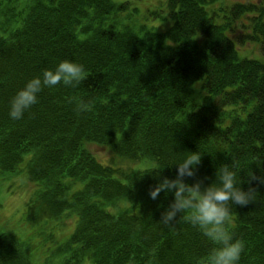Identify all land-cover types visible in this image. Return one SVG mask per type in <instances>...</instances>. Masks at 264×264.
Instances as JSON below:
<instances>
[{
  "label": "trees",
  "instance_id": "trees-1",
  "mask_svg": "<svg viewBox=\"0 0 264 264\" xmlns=\"http://www.w3.org/2000/svg\"><path fill=\"white\" fill-rule=\"evenodd\" d=\"M222 1L0 0V176L23 170L37 185L32 227L77 215L64 245L48 236L63 264H197L214 245L179 216L175 232L159 223L174 195L152 200L150 186L190 153L205 186H219L225 164L244 191L250 172L264 176V7ZM246 44L260 54L241 56ZM64 60L89 77L44 88L11 119L17 92ZM80 100L92 111L78 115ZM252 186L253 204L230 205L239 264H264V185ZM36 248L0 231V264H35Z\"/></svg>",
  "mask_w": 264,
  "mask_h": 264
},
{
  "label": "clouds",
  "instance_id": "clouds-1",
  "mask_svg": "<svg viewBox=\"0 0 264 264\" xmlns=\"http://www.w3.org/2000/svg\"><path fill=\"white\" fill-rule=\"evenodd\" d=\"M88 77L83 65L68 60L61 61L54 70L45 69L42 77H35L28 81L24 88L12 98L10 118L22 119L25 112L39 102L38 94L44 88H53L59 84L76 87ZM93 106L91 102L80 100L76 103L77 114L90 112ZM258 161L260 162L259 156ZM200 163V154L190 153L177 165L174 179L161 177L154 186H150L149 196L152 200L158 199L161 192L174 195L173 202L161 213L159 223L175 232L177 223L181 220L185 221L197 228L214 245L206 256L197 261V264H239L245 250V243L241 239H235L231 231L230 205L245 207L253 204L258 190L252 184L257 182L264 185V176L258 177L250 172L247 181L249 187L247 191H244L237 186L235 164H225L217 172L219 186L215 184L205 186L207 177L198 176L197 166ZM188 179L193 180L194 183H187ZM177 216L180 217L179 221Z\"/></svg>",
  "mask_w": 264,
  "mask_h": 264
},
{
  "label": "rangeland",
  "instance_id": "rangeland-1",
  "mask_svg": "<svg viewBox=\"0 0 264 264\" xmlns=\"http://www.w3.org/2000/svg\"><path fill=\"white\" fill-rule=\"evenodd\" d=\"M222 2L228 6L241 3L248 4V6L251 4L259 7L264 6V0H223ZM217 6L220 8L219 5ZM171 24L172 22H168L166 26L168 27ZM237 24V32L233 38H236L237 34H243L242 30L248 24V21L247 19H241ZM239 49L241 56L249 58H256L260 54L259 46L256 44H246L239 47ZM89 148L102 162L116 161L105 146L92 144ZM4 175L0 176V231L6 234H15L18 238L20 237L21 243L27 246L32 247V245H35L37 247L35 254L39 255L38 258H33L35 264H63L62 257L60 258L59 255L53 254L52 249H56L58 245H64L68 241L76 229L77 215H67L59 223L51 222L44 227H41V225L32 227L26 222L25 214L30 198L37 191V185L28 180L23 170L17 169L15 173ZM49 235H54L55 241L58 243L57 246L50 242L51 239L48 240ZM83 264L90 263L85 262Z\"/></svg>",
  "mask_w": 264,
  "mask_h": 264
},
{
  "label": "flooded vegetation",
  "instance_id": "flooded-vegetation-1",
  "mask_svg": "<svg viewBox=\"0 0 264 264\" xmlns=\"http://www.w3.org/2000/svg\"><path fill=\"white\" fill-rule=\"evenodd\" d=\"M262 7H264V6H262Z\"/></svg>",
  "mask_w": 264,
  "mask_h": 264
}]
</instances>
